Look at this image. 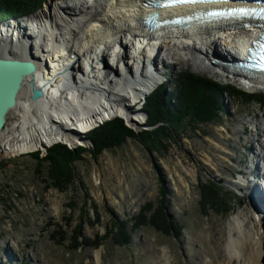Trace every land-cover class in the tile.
<instances>
[{
	"label": "rangeland",
	"instance_id": "obj_1",
	"mask_svg": "<svg viewBox=\"0 0 264 264\" xmlns=\"http://www.w3.org/2000/svg\"><path fill=\"white\" fill-rule=\"evenodd\" d=\"M13 15L0 13V21L18 18ZM160 59L164 82L158 89L166 85L169 96L181 71L264 96L263 91L247 92L236 83L198 73L181 56L164 54ZM221 98L226 111L217 122L198 129L182 126L159 150L128 138L95 156L89 131L86 146L62 143L70 150H86L73 163L75 181L66 190L47 180L48 164L37 160L46 158L43 150L3 157L0 264H94L91 251L101 252L100 264H161L164 252L171 264L222 259L231 246L232 218L253 206L244 184L254 188L261 175L255 151L258 139L264 141L258 128L264 122V104L245 103L233 95ZM146 103L141 105L144 112ZM18 121L20 116L11 112L10 125ZM141 129L154 130L143 124ZM252 163L257 165L253 171ZM237 181L241 184L234 187ZM224 207L230 209L226 214Z\"/></svg>",
	"mask_w": 264,
	"mask_h": 264
},
{
	"label": "bare ground",
	"instance_id": "obj_2",
	"mask_svg": "<svg viewBox=\"0 0 264 264\" xmlns=\"http://www.w3.org/2000/svg\"><path fill=\"white\" fill-rule=\"evenodd\" d=\"M148 1L153 0H53L30 16L0 21V57L32 59L38 70L36 84L44 89L43 98L34 102L25 86L14 110L20 121L0 133V160L58 143L86 146L89 129L112 118H122L136 130L147 126L149 116L141 105L164 82L159 68L164 54L181 56L198 73L236 83L244 91L264 92L263 74L251 76L230 65L257 40L259 27L201 19L185 28L149 30L144 23L155 12L159 22H165L197 6L158 11L147 7ZM67 66H73L71 72H65ZM258 128L264 133V122ZM258 147L255 156L263 162L257 161L259 181L254 188L244 182V188L254 191L262 211L251 206L233 217L229 251L206 264H264V199L256 191L259 183L264 188L263 140L258 139ZM256 166L252 163L250 170ZM90 254L92 262L100 264L101 252ZM163 254L161 264H171L168 252Z\"/></svg>",
	"mask_w": 264,
	"mask_h": 264
},
{
	"label": "trees",
	"instance_id": "obj_3",
	"mask_svg": "<svg viewBox=\"0 0 264 264\" xmlns=\"http://www.w3.org/2000/svg\"><path fill=\"white\" fill-rule=\"evenodd\" d=\"M45 1L0 0V13L11 11L14 17L29 15L42 8ZM174 80L176 89L170 95L171 99L165 85L153 93L145 105V110L149 113L147 124L158 126L156 129L138 135L122 119H113L91 132L93 154L99 156L104 150L120 147L128 138H138L149 149L159 150L163 147V142L172 140L182 126L198 129L200 125L217 122L226 111L221 98L223 95L236 96L245 103L254 101L264 104V96L248 95L233 86L221 85L188 71H181ZM85 151L84 148L70 150L66 145L57 144L49 149L45 159L37 156V160L39 163L47 162V180L59 190H66L75 181L73 163L79 161ZM34 154L39 155V152ZM211 204L216 206L213 199ZM229 211L225 207L222 210L225 214ZM181 229L182 232L183 228Z\"/></svg>",
	"mask_w": 264,
	"mask_h": 264
},
{
	"label": "water",
	"instance_id": "obj_4",
	"mask_svg": "<svg viewBox=\"0 0 264 264\" xmlns=\"http://www.w3.org/2000/svg\"><path fill=\"white\" fill-rule=\"evenodd\" d=\"M200 1L206 2V0H200ZM189 3L192 2L173 1V0H153V1H148L146 6L161 11L169 8H176L173 6H178V7H181L179 5L190 6L187 5ZM191 11L192 12L186 15L169 19L165 22H159L160 21L159 13L155 12L153 15L149 16L146 19L144 24H146L145 26L149 30H155L164 26L171 28L174 27L185 28L194 21H199L207 17L206 15H204V13H201L199 11L197 12L196 10H192V9ZM214 62H216V60ZM230 65L237 68L242 67L241 65L234 63H231ZM72 69L73 66H67L65 72H71ZM37 71H38L37 65L32 59H21L16 57L9 58L7 56L0 57V133L4 132L7 129V127L10 125L9 115L11 112H14V110L18 108L19 100L22 96V92L26 85H28L30 88L32 101L37 102L43 98L44 89L42 87L37 86L36 84ZM145 111L148 113L147 110ZM113 119L116 118L108 119L106 121H111ZM118 119H122V118H118ZM122 120L124 121L125 125L128 128L134 130L136 133H141L144 130L142 128L143 130L140 129L138 131L135 128L130 127L127 124V122H125L124 119ZM105 122H103L102 124H104ZM102 124H98L97 126L89 129V132H92V130H95L96 128L100 127ZM147 127L155 129L157 126L147 125ZM89 139L92 141L91 138ZM51 147H47L46 150H43V153L48 154V151Z\"/></svg>",
	"mask_w": 264,
	"mask_h": 264
},
{
	"label": "snow or ice",
	"instance_id": "obj_5",
	"mask_svg": "<svg viewBox=\"0 0 264 264\" xmlns=\"http://www.w3.org/2000/svg\"><path fill=\"white\" fill-rule=\"evenodd\" d=\"M183 2H195V0H183ZM234 12H238L240 15L247 14V10H244V9L234 10Z\"/></svg>",
	"mask_w": 264,
	"mask_h": 264
}]
</instances>
